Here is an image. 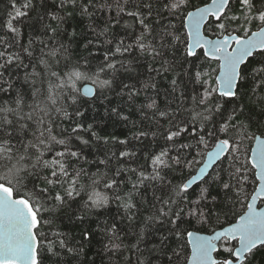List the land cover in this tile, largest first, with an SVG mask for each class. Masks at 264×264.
I'll return each instance as SVG.
<instances>
[{
    "label": "snow or ice",
    "instance_id": "snow-or-ice-1",
    "mask_svg": "<svg viewBox=\"0 0 264 264\" xmlns=\"http://www.w3.org/2000/svg\"><path fill=\"white\" fill-rule=\"evenodd\" d=\"M253 128L264 0H6L0 264H257Z\"/></svg>",
    "mask_w": 264,
    "mask_h": 264
},
{
    "label": "trees",
    "instance_id": "trees-1",
    "mask_svg": "<svg viewBox=\"0 0 264 264\" xmlns=\"http://www.w3.org/2000/svg\"><path fill=\"white\" fill-rule=\"evenodd\" d=\"M202 2H206V0H192V3L196 4V5H201ZM5 6H6V0H0V9H3ZM88 115L91 118V116L95 115V114L94 113H88ZM133 118L135 119V117H133ZM97 119H99V116H97ZM252 131H255L257 134H260V131H264V129L253 128ZM107 132L120 135L122 132H127V129H124L119 125H117L115 127L109 125L107 127ZM113 207H115V206H113ZM237 211H239V208H237ZM113 214L115 215V211L113 212ZM222 219H225V218L222 217ZM121 226L124 227V225H121ZM212 226H216V225L213 224ZM194 230H200L201 232H208L209 226L196 224V225H194ZM98 264H99V261H98ZM257 264H264V260H261L258 258Z\"/></svg>",
    "mask_w": 264,
    "mask_h": 264
},
{
    "label": "water",
    "instance_id": "water-1",
    "mask_svg": "<svg viewBox=\"0 0 264 264\" xmlns=\"http://www.w3.org/2000/svg\"><path fill=\"white\" fill-rule=\"evenodd\" d=\"M257 135H259V134H257ZM208 232H202V234H207Z\"/></svg>",
    "mask_w": 264,
    "mask_h": 264
}]
</instances>
